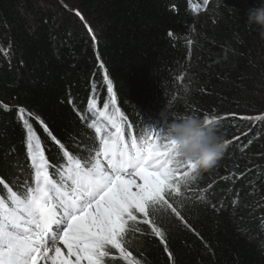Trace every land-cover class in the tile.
Here are the masks:
<instances>
[{
  "label": "trees",
  "instance_id": "1",
  "mask_svg": "<svg viewBox=\"0 0 264 264\" xmlns=\"http://www.w3.org/2000/svg\"><path fill=\"white\" fill-rule=\"evenodd\" d=\"M262 3L0 0V177L18 192L33 184L19 108L56 166L66 160L51 136L88 158L99 140L78 112L96 119L105 104L133 126L128 142L177 115L228 116L214 126L232 142L216 167L171 200L183 219H155L172 259L148 225L127 247L140 264H264V120L240 119L264 115V34L246 15Z\"/></svg>",
  "mask_w": 264,
  "mask_h": 264
},
{
  "label": "snow or ice",
  "instance_id": "2",
  "mask_svg": "<svg viewBox=\"0 0 264 264\" xmlns=\"http://www.w3.org/2000/svg\"><path fill=\"white\" fill-rule=\"evenodd\" d=\"M76 15L83 20L79 12ZM92 39L95 42L94 35ZM108 90L112 92L110 82ZM95 108L94 98L90 99L89 112ZM107 109L105 104L96 119L78 112L82 121H90L88 126L95 129L99 140V146L83 160L68 152L37 117L63 153L66 162L60 166L52 165L46 157L40 136L25 118L31 113L17 110L26 130L34 176L33 184L25 182L22 192L14 191L0 177V186L6 190L0 192V264H109L117 259L140 264L127 247L128 233L137 223L151 227L172 259L155 219L168 210L183 219L171 200L183 195L182 189L188 191L200 174L177 156L166 125L159 130L146 128L129 143L125 129L133 126L122 123L119 109L113 108L111 113ZM100 118L114 131L99 126ZM227 118L203 116L209 126ZM240 119L264 120V115ZM231 143L225 139L226 147Z\"/></svg>",
  "mask_w": 264,
  "mask_h": 264
},
{
  "label": "clouds",
  "instance_id": "3",
  "mask_svg": "<svg viewBox=\"0 0 264 264\" xmlns=\"http://www.w3.org/2000/svg\"><path fill=\"white\" fill-rule=\"evenodd\" d=\"M247 22L264 34V3L247 11ZM170 141L177 156L194 165L197 172L213 170L226 149L225 137L214 126L206 125L197 114L177 115L166 123Z\"/></svg>",
  "mask_w": 264,
  "mask_h": 264
},
{
  "label": "rangeland",
  "instance_id": "4",
  "mask_svg": "<svg viewBox=\"0 0 264 264\" xmlns=\"http://www.w3.org/2000/svg\"><path fill=\"white\" fill-rule=\"evenodd\" d=\"M106 124H107V122H103V125H106ZM105 127H107L108 130H110V131H114L113 129H111V126H109V125H106ZM63 251H64L65 255H67V250L64 249ZM82 264H86V262H82Z\"/></svg>",
  "mask_w": 264,
  "mask_h": 264
}]
</instances>
